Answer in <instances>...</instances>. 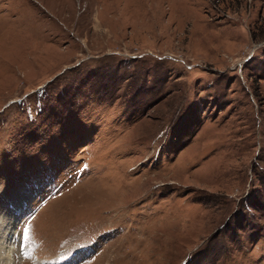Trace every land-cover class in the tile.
<instances>
[{
    "label": "rangeland",
    "instance_id": "rangeland-1",
    "mask_svg": "<svg viewBox=\"0 0 264 264\" xmlns=\"http://www.w3.org/2000/svg\"><path fill=\"white\" fill-rule=\"evenodd\" d=\"M2 215L9 264H264V0H0Z\"/></svg>",
    "mask_w": 264,
    "mask_h": 264
},
{
    "label": "bare ground",
    "instance_id": "bare-ground-1",
    "mask_svg": "<svg viewBox=\"0 0 264 264\" xmlns=\"http://www.w3.org/2000/svg\"><path fill=\"white\" fill-rule=\"evenodd\" d=\"M13 215V214H12ZM5 216V215H4ZM25 216V215H24ZM1 217V216H0ZM19 217V216H18ZM7 218H9L7 216ZM6 217L4 218L3 215L2 217L0 218V262L3 263V264H9L8 262V258L7 256L9 254H11L10 252L8 251H5L4 250L2 251L3 247L2 245L5 243L6 241V236L10 233V223H9V219H7ZM8 221V225H6V222ZM17 221V220H16ZM22 223V222H21ZM15 228V227H14ZM13 228V229H14ZM17 228V226H16ZM16 228L15 230H13L14 232L16 231ZM10 239V238H9ZM11 240V239H10ZM9 242V241H8ZM9 244V243H8ZM2 247V248H1ZM5 248V247H4ZM12 249V248H11Z\"/></svg>",
    "mask_w": 264,
    "mask_h": 264
},
{
    "label": "snow or ice",
    "instance_id": "snow-or-ice-1",
    "mask_svg": "<svg viewBox=\"0 0 264 264\" xmlns=\"http://www.w3.org/2000/svg\"><path fill=\"white\" fill-rule=\"evenodd\" d=\"M23 238L26 240L28 238V232H27V229L23 230Z\"/></svg>",
    "mask_w": 264,
    "mask_h": 264
}]
</instances>
